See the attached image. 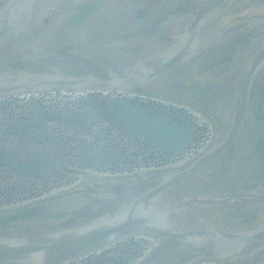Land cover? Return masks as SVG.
<instances>
[{"label": "flooded vegetation", "instance_id": "af4514ba", "mask_svg": "<svg viewBox=\"0 0 264 264\" xmlns=\"http://www.w3.org/2000/svg\"><path fill=\"white\" fill-rule=\"evenodd\" d=\"M9 1L0 0V10ZM188 7L189 5L186 3L184 6L177 7L176 11H167L162 16L158 11L153 13L152 17L140 11L133 24L129 25L132 31L126 37H123L122 34L118 36L120 40L116 41L111 38L101 39L107 43L115 42L108 46L89 43L80 45L92 49L123 48L129 50L130 48L135 50L137 47L141 48V42H148L152 45L162 43L164 36L181 32L193 22L198 14L200 3L191 6L192 14ZM238 15H241V11ZM161 19L165 21L162 22ZM35 25L29 27L12 43L0 49V69L21 70L27 73L43 72V68L27 64L29 61L39 58L19 60L17 57H13L17 55L19 45L24 42V39L33 36L32 30L36 27ZM40 28L45 29L44 32L47 29L44 24ZM216 28L220 30L221 26H216ZM239 32L233 33L234 41L228 42L220 55L228 51H236L235 53L241 55V44L245 37L238 36ZM30 33L32 36H28ZM228 37L224 38L221 43L224 44ZM64 48L67 54L66 47ZM226 58L231 59L232 56H226ZM59 59H65V57ZM66 59L72 63L71 67L61 60L55 63L57 65L55 68L61 73L69 76L91 75L95 78L100 77V79L108 78L104 69L90 61L86 62L79 58L74 59V57ZM240 59L241 57H237V62ZM233 67L235 74L239 76L238 65L234 63ZM171 88L174 93L178 92L177 86H171ZM152 89L153 85L149 86L147 90L132 89L138 91L137 98L132 101L128 100L129 95L126 93L128 90L126 88H106L103 91L87 88L76 92L64 89H47L36 94L13 92L1 95L0 208L37 201L55 189L69 186L64 185L67 174L76 175L73 179L66 180V183H74L78 178V173H111L114 176L121 173H143V175L135 178L136 181L133 183H127L128 188L117 185L111 187L106 194L111 196L104 197L106 199L93 198L92 202L88 200L80 212L84 216L79 220H72V222L76 221L70 226L95 219L101 214L113 216L120 209L114 202L136 201L143 195V192L147 191L148 184H151V180L155 178L154 174L161 173L160 167L174 164L177 160L191 154L192 146L204 136L202 129L205 126H202L203 124H200L198 119L191 117L190 114L189 119L194 121L195 125L190 127L191 142L184 153L164 151L143 138L131 135L117 120L111 105L130 106L131 103H135L136 109L161 117L165 113L164 108L149 101H142L140 98L142 93L149 96V93L153 92ZM262 94L263 92H261ZM45 95L57 96L58 99L47 101ZM147 96L145 98H148ZM150 101L152 100L150 99ZM168 105H175V103L171 102ZM175 106L181 107V110L184 109V106ZM261 108L260 105L259 109ZM176 114L179 122H182L184 117L179 113ZM167 117L173 121L174 111L170 110ZM136 190L139 191L133 198L134 200H129L134 196ZM87 191L88 189L80 188L67 191L65 195L69 198L66 199L85 194ZM93 196L96 197L95 194ZM78 200L76 198L75 202ZM99 203L101 205H98ZM33 211L38 212L37 209ZM190 215L193 217V214L190 213ZM74 216L78 215L72 217L75 218ZM193 220H197L196 215ZM179 222H182L179 224H183V219L180 218ZM191 226H193L192 221ZM149 241L139 235H129L101 252L75 259L66 264H137L136 261L141 259L139 264H148L163 249L161 245L155 247ZM261 256L262 254L249 255L242 263L238 264H264V257Z\"/></svg>", "mask_w": 264, "mask_h": 264}, {"label": "water", "instance_id": "95a60500", "mask_svg": "<svg viewBox=\"0 0 264 264\" xmlns=\"http://www.w3.org/2000/svg\"><path fill=\"white\" fill-rule=\"evenodd\" d=\"M58 1L59 0H10L0 10V48L1 46L11 43L30 25L43 19L51 11L56 10ZM83 1L84 0H73V3L77 5ZM222 2L223 0H212L206 8L203 9L206 12L200 14L196 20L197 25L195 31H199L201 27L206 25L207 11L217 8ZM87 6H89V3L81 5L74 10H79ZM67 17H69V13H64L58 17H52L44 26L49 29L50 22ZM41 30L42 29L37 25L32 31L37 32ZM189 35L190 33L185 34L182 36L180 44L169 48L159 56L150 60L142 59L136 51L72 48L68 50L69 54L96 64L106 71L108 78H94L91 75H80L79 77L67 76L56 69V64L51 61H32L27 64L29 66L43 68L44 70L42 73L36 71L27 73L21 70L0 71V95L20 91L35 92L52 88H66L72 90H83L87 88L135 89L146 84L149 80L163 75L172 66L184 62L185 59L189 58L192 53V46L189 47V43L193 42L195 34L192 32V35ZM143 47L146 51H148V49H154L153 46L148 47L147 45H143L142 48ZM194 63H197V59L192 60L187 65ZM263 66L264 50L246 71L237 96L234 118L228 134L219 143H214L211 149L197 161L178 173H172L160 178L163 180L162 184L151 190L148 195L146 194L144 197L138 199L133 205L124 200H120L119 203L114 202L120 207L114 217L104 214L81 228L65 229L38 237H0V262L13 264H60L71 258L80 257L97 251L112 242L122 239L130 233L142 232L143 230L141 227L145 224L152 227L156 226V224L161 225L170 213L169 210L172 209L173 204L180 202L179 198L168 196L166 194L167 191L181 181L207 168L236 139L241 127L245 102L250 86L254 77ZM165 77V75L160 77L158 81ZM153 84H155V82ZM113 110H115L125 126L134 135L144 137L166 150L181 151L187 148L188 136L186 128H178L164 119L151 117L140 112L131 113V108H119V106H114ZM214 168L215 166L212 169ZM191 182L195 184V179L191 180ZM165 196H168V198L164 199ZM238 196L241 197V195ZM231 197L235 198L237 196L228 195L221 198L216 197L206 200L187 201V203H185L183 199L182 203L176 205L180 208V206H183L182 204L186 206L193 202H198L201 205L215 204L220 203L224 198ZM156 201L165 204L169 210L164 206L158 210L155 205ZM157 214H159V216ZM181 234L186 238L195 235L190 232H183ZM219 235L221 240H224L225 244H228V242H236L239 246L235 251L231 252L232 255L235 256L233 258L243 257L249 252L256 251L264 246V228L260 226L250 233L228 234L226 232H220Z\"/></svg>", "mask_w": 264, "mask_h": 264}, {"label": "rangeland", "instance_id": "374dc122", "mask_svg": "<svg viewBox=\"0 0 264 264\" xmlns=\"http://www.w3.org/2000/svg\"><path fill=\"white\" fill-rule=\"evenodd\" d=\"M202 1L204 0H92L89 2V6L69 12V17L50 22L49 29H46L45 32L44 30L33 32V36L30 33L28 36L32 37L24 40V42L19 45L17 55H14L13 57H17L19 60H22L23 58H39L44 56L41 54L42 50L49 48L50 52L53 53L55 50L62 49L64 45L91 41L90 39L93 38L92 36L95 34L99 40L111 35H115L116 38L114 39L120 40L118 39L120 37L117 38L116 35L123 34V37H126L127 34L132 31V28L129 27V25L133 24V21L140 11L149 17H152L153 13L159 11V15L162 16L163 14H166L167 11H176V9H178L177 7H180L181 5L184 6L187 3L189 5L188 9L190 8V13L192 14L193 8H191V6H195L198 2L201 3ZM252 7L253 4L249 1L242 5L241 10H250ZM163 21L165 20H162V22ZM143 43L144 42H141V47L143 46ZM249 46H251V43ZM227 55H231V53H228ZM226 56H218L215 58L219 59V63H223L215 69L208 68L213 61L211 59L207 63L208 66L204 63H194L184 66L179 70L181 72L180 74L171 77L166 75L165 78L158 81V84L161 85L160 87L154 84L152 89L153 92L151 93L152 96L164 102H171L172 100H188L191 103L201 102V104L207 106H214V102H218V100H221L222 102L226 101L229 93L225 91L231 90L234 82L231 81V84L228 82L224 83L223 78L228 72H234V63L241 64L246 60L244 59L245 55L238 62L236 55H233L234 57L231 59L226 58ZM262 85L263 87L261 86V83H258L256 89H264V82ZM171 86H177L183 94L174 93ZM263 99L264 96L262 97V100ZM258 101L259 100H256L255 103L251 104L253 106L250 112L251 122H247L251 125H247V127L245 126L241 134V138H243L241 142L245 140V143H248L251 139L250 134L253 135L254 133L259 132L264 133V124L260 126L259 123L253 122L254 117L257 116L256 104ZM218 114H222L223 119H225L227 115L226 113ZM219 121L221 123V131L225 132L226 119ZM216 136L217 128L213 124H210L205 146H208ZM253 138L255 142L257 138L264 139V135L254 134ZM241 142L238 141L237 147H234L231 152L222 156L215 168L210 170L218 172L205 173L195 179V184L191 181L185 183V186L180 188L182 189L181 191L184 194L191 193V195L199 197L214 193L229 192L230 190L235 189L233 187L237 185V183H234L229 186L230 180H243L247 176L255 178L254 182L248 187L259 188L260 184L264 183V173H241L244 169H246V171L249 169L251 171L258 169L257 165L259 164V161L253 151L255 145L251 144L250 146L243 148ZM251 153L252 156L249 158ZM236 158L244 159L243 161H235ZM185 160L187 162V159ZM230 160L233 161L230 162ZM181 165H184V163L177 160L174 164L163 165L161 169L171 171ZM233 173L235 175H233ZM142 175L143 173H121L115 176L111 173H78V178L77 180L75 179L76 181L74 183H66V180L76 177V175L67 174L64 179V185L69 186L55 189L54 191H51L50 194L45 195L37 201H29L23 204L8 205L4 208H0V235L35 236L61 227L63 228L66 225V219L78 214L88 200L92 202L91 199L93 198L100 199L103 197H109L111 195L106 194H108L111 187L116 185L118 187L126 186L127 183L136 181L135 178H139ZM257 176L259 179L261 178L260 180L258 179V181H256ZM208 179L211 180L209 181ZM202 184L208 187L201 188ZM189 186L191 188H189ZM243 186L244 185H241V187ZM78 188L88 189V191L85 194H79L70 199H66L69 197L65 195V192ZM93 194H95L96 197H94ZM76 198L79 200L75 202ZM92 204L94 205V203ZM36 209L38 212L28 217L21 219L13 218L17 215L25 214ZM240 222L246 223V219H236V221L233 222V225L235 227L239 226L241 225ZM152 244L155 245V243ZM175 261L176 260L172 255L165 254L153 264H174Z\"/></svg>", "mask_w": 264, "mask_h": 264}, {"label": "bare ground", "instance_id": "6f19581e", "mask_svg": "<svg viewBox=\"0 0 264 264\" xmlns=\"http://www.w3.org/2000/svg\"><path fill=\"white\" fill-rule=\"evenodd\" d=\"M205 8H206V7H205ZM203 11H204V10H203ZM203 11H202L201 14H203V13L206 12V11H204V12H203ZM195 23H196V22H195ZM196 25H197V23L192 25V29H193V30L196 29ZM135 106H136L135 103H132V105H131V107H130V108H131V110H130L131 113L139 112V111H138V108L136 109Z\"/></svg>", "mask_w": 264, "mask_h": 264}]
</instances>
